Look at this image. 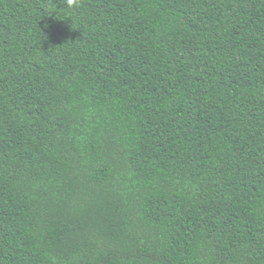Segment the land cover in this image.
I'll return each instance as SVG.
<instances>
[{
	"label": "trees",
	"instance_id": "obj_1",
	"mask_svg": "<svg viewBox=\"0 0 264 264\" xmlns=\"http://www.w3.org/2000/svg\"><path fill=\"white\" fill-rule=\"evenodd\" d=\"M0 264H264V0H0Z\"/></svg>",
	"mask_w": 264,
	"mask_h": 264
},
{
	"label": "clouds",
	"instance_id": "obj_2",
	"mask_svg": "<svg viewBox=\"0 0 264 264\" xmlns=\"http://www.w3.org/2000/svg\"><path fill=\"white\" fill-rule=\"evenodd\" d=\"M76 0H68L69 5L75 4Z\"/></svg>",
	"mask_w": 264,
	"mask_h": 264
}]
</instances>
